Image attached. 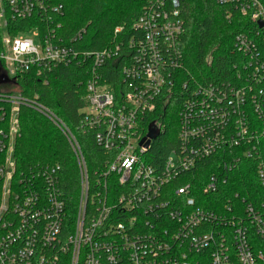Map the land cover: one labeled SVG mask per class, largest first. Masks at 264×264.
Wrapping results in <instances>:
<instances>
[{
	"label": "built area",
	"instance_id": "built-area-1",
	"mask_svg": "<svg viewBox=\"0 0 264 264\" xmlns=\"http://www.w3.org/2000/svg\"><path fill=\"white\" fill-rule=\"evenodd\" d=\"M140 1L142 11L126 36L119 26L112 45L80 52L74 44L86 29L70 42L61 38L56 18L62 6L52 0H1L3 25L6 19L37 15L44 27L0 36V79H8L0 82V264H58L68 256L69 264H264V255L254 253L249 244L245 220L225 217L233 213L231 205L216 213L197 204V196L205 198L224 186L226 172L238 169L242 159L257 161L264 186V3L212 0L249 16L258 30L235 38L233 53L240 56L233 64L235 80L204 84L185 77L180 45L184 0ZM17 38L35 44L34 51L19 60L11 52ZM80 59L90 65L83 126L96 130L98 144L113 154L94 178L67 126L38 96H23L17 82L33 73L48 84L55 68ZM110 63L116 67L112 75L118 69L122 79L117 87L106 79ZM173 99L180 106L178 147L158 166L148 156L153 141L147 148L146 142L140 145L149 132L145 118ZM22 107L56 124L77 156L81 196L70 222L56 177L45 173L44 182L37 183L15 179L17 168L9 153L20 133ZM157 121L155 127L163 133L166 124L160 117ZM211 157L218 165L209 181L194 184L192 174ZM125 160H132L130 166ZM244 212L264 238V218L256 207L248 205Z\"/></svg>",
	"mask_w": 264,
	"mask_h": 264
},
{
	"label": "trees",
	"instance_id": "trees-1",
	"mask_svg": "<svg viewBox=\"0 0 264 264\" xmlns=\"http://www.w3.org/2000/svg\"><path fill=\"white\" fill-rule=\"evenodd\" d=\"M260 1L264 3V0ZM52 4L62 6L63 13L56 18V23L62 25L59 36L66 42H70L81 29H86L83 38L74 44L80 52L106 49L116 41L114 31L119 26L123 27V35L126 36L143 8L140 0H52ZM227 15L230 17L227 18ZM182 18L185 32L180 45L184 54L185 77H193L204 84L234 81L236 70L233 64L240 57L233 53L235 38L239 34L257 31V25L249 16L230 6L216 5L212 0H184ZM6 20V26L0 20V36L5 31L14 37L21 31L32 30L36 25H41V29L44 27L37 15L19 21ZM114 68L110 63L106 79L117 87L122 79L118 76V69L112 75ZM89 74V62L84 63L80 59L55 68L49 75L48 84L33 73L17 82L23 96H38L40 104L67 126L83 153L91 178H94L97 172L105 169L113 154L98 144L96 130L83 126L81 111L86 105ZM179 109L178 100L173 99L165 108L160 107L155 114L145 118L146 133L151 123L156 125L158 117L166 124V130L159 133L148 153L152 164L163 165L168 154L178 147ZM252 119L256 120L254 115ZM19 125L20 133L15 138L12 152L17 168L15 179H31L37 183L44 182L45 173L56 177V189L66 202V223L72 221L78 212L81 180L80 166L69 139L51 120L27 107L21 108ZM260 153L264 163V141L260 144ZM217 161L216 157H211L200 162L197 171L192 174L193 183L204 186L218 165ZM241 162L238 169L226 172L228 180L218 191H211L205 198L197 196V204L216 213H222L225 204L231 205L233 213L225 217L245 220L253 252L264 255V238L256 232L255 225L251 224L247 218L249 215L244 212L246 206L254 205L257 213L264 218V186L257 176V161L253 158L252 161L242 159ZM1 198L0 195V203ZM226 233L231 235L232 231L226 229ZM68 261L69 256L63 257L58 264H69Z\"/></svg>",
	"mask_w": 264,
	"mask_h": 264
},
{
	"label": "clouds",
	"instance_id": "clouds-1",
	"mask_svg": "<svg viewBox=\"0 0 264 264\" xmlns=\"http://www.w3.org/2000/svg\"><path fill=\"white\" fill-rule=\"evenodd\" d=\"M35 49V44L30 39L17 38L12 46V58L19 60L22 56L31 54ZM132 160H125V165L130 166Z\"/></svg>",
	"mask_w": 264,
	"mask_h": 264
},
{
	"label": "water",
	"instance_id": "water-1",
	"mask_svg": "<svg viewBox=\"0 0 264 264\" xmlns=\"http://www.w3.org/2000/svg\"><path fill=\"white\" fill-rule=\"evenodd\" d=\"M259 26L262 27L263 23H260ZM7 81H8L7 77L0 79L1 83H6ZM159 136H160L159 132L156 129L155 125L151 124V126L149 127V132L147 134V138L143 139L141 141L140 145H143L146 142L144 146L147 148V147L151 146V142L156 140Z\"/></svg>",
	"mask_w": 264,
	"mask_h": 264
},
{
	"label": "rangeland",
	"instance_id": "rangeland-1",
	"mask_svg": "<svg viewBox=\"0 0 264 264\" xmlns=\"http://www.w3.org/2000/svg\"><path fill=\"white\" fill-rule=\"evenodd\" d=\"M3 11V3L1 2V0H0V14H1V12ZM0 20H1V22H2V19L0 18ZM4 33V32H3ZM2 33V34H3ZM19 90V89H18ZM64 134V133H63ZM10 154V156H12V158L14 159V154L13 153H9ZM15 161V160H14ZM1 202H2V198H1ZM1 204V203H0Z\"/></svg>",
	"mask_w": 264,
	"mask_h": 264
}]
</instances>
